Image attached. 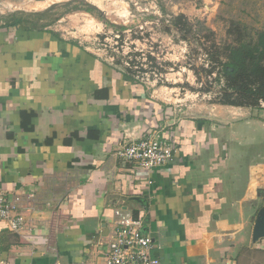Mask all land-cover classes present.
Listing matches in <instances>:
<instances>
[{
  "label": "crops",
  "instance_id": "crops-1",
  "mask_svg": "<svg viewBox=\"0 0 264 264\" xmlns=\"http://www.w3.org/2000/svg\"><path fill=\"white\" fill-rule=\"evenodd\" d=\"M56 4L0 0V193L24 218L0 222V264H104L119 207L161 264L249 261L264 243V104L154 100L66 37ZM158 132L176 151L149 185L117 153Z\"/></svg>",
  "mask_w": 264,
  "mask_h": 264
},
{
  "label": "rangeland",
  "instance_id": "rangeland-1",
  "mask_svg": "<svg viewBox=\"0 0 264 264\" xmlns=\"http://www.w3.org/2000/svg\"><path fill=\"white\" fill-rule=\"evenodd\" d=\"M47 1L57 2L58 8L50 19L63 14L57 27L66 37L83 42L100 56L108 57L110 63L126 61L127 56L141 53L138 61L147 70L143 77L140 75L142 86L154 100L171 104L180 105L195 98L215 101L220 88L213 81L215 76L210 79L203 71L207 69L204 47L209 48L210 43L203 39L196 41L192 36L182 40L181 33L170 27L172 16L184 15L192 23L202 22L216 33L219 41L226 37L231 21L264 29V0ZM123 26L126 29L120 33ZM149 54L156 57V67L147 64ZM208 89L212 91L208 93ZM263 244L260 242L259 250L242 264H264Z\"/></svg>",
  "mask_w": 264,
  "mask_h": 264
},
{
  "label": "trees",
  "instance_id": "trees-1",
  "mask_svg": "<svg viewBox=\"0 0 264 264\" xmlns=\"http://www.w3.org/2000/svg\"><path fill=\"white\" fill-rule=\"evenodd\" d=\"M161 10L166 13L163 6ZM169 23L170 27L181 33L182 40L192 36L196 41L201 42L203 39L204 42L210 43L209 48L204 47L207 69L203 68V71L210 79L215 76L213 81L220 86L216 100L211 102L253 109L262 107L264 104V29H256L240 21H231L226 37L219 41L216 33L202 22L192 23L184 15L172 16ZM125 29L126 27L123 26L119 32L122 33ZM166 31L169 32V28ZM122 35H120V41H122ZM139 56L141 53L129 55L126 61L118 60L114 65L120 66L129 79L142 84L140 75L143 77L147 70L138 61ZM149 63L151 67H156V57L149 54L147 64ZM206 91L210 93L212 90ZM25 125L28 126L26 122Z\"/></svg>",
  "mask_w": 264,
  "mask_h": 264
},
{
  "label": "built area",
  "instance_id": "built-area-1",
  "mask_svg": "<svg viewBox=\"0 0 264 264\" xmlns=\"http://www.w3.org/2000/svg\"><path fill=\"white\" fill-rule=\"evenodd\" d=\"M175 151L169 138L162 137L158 132L124 144L117 156L123 164L142 172L151 185V174L166 165ZM16 210V203H9L5 195L0 193V222L7 223L11 230L18 232L24 227V218L12 216ZM114 218L115 229L108 242L104 264H161L153 255L154 240L143 232L141 219L135 218L122 207L114 211Z\"/></svg>",
  "mask_w": 264,
  "mask_h": 264
},
{
  "label": "water",
  "instance_id": "water-1",
  "mask_svg": "<svg viewBox=\"0 0 264 264\" xmlns=\"http://www.w3.org/2000/svg\"><path fill=\"white\" fill-rule=\"evenodd\" d=\"M264 239V208L258 214L254 228V242Z\"/></svg>",
  "mask_w": 264,
  "mask_h": 264
}]
</instances>
